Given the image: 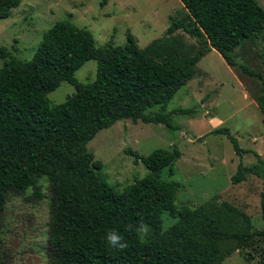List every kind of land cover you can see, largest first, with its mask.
I'll list each match as a JSON object with an SVG mask.
<instances>
[{
  "label": "trees",
  "instance_id": "trees-1",
  "mask_svg": "<svg viewBox=\"0 0 264 264\" xmlns=\"http://www.w3.org/2000/svg\"><path fill=\"white\" fill-rule=\"evenodd\" d=\"M23 0H0V20L7 19ZM187 14L172 18L165 35L146 48L128 32L127 43L110 40L97 47L93 34L69 20L58 21L43 36L30 60L0 47V264L5 209L11 196L34 189V201L44 196L38 183H50L51 203L48 264H225L238 250L254 252L264 264V227L255 229L244 209L215 195L198 207L176 204L181 185L161 178L182 152L157 149L147 158L127 150L149 173L122 191L99 173L104 167L89 150L97 134L122 120L163 124L169 130L173 115L194 116L193 109L167 111L169 103L198 73L208 52L217 51L231 68L263 78L238 63L236 52L247 41H264V8L257 0H180ZM195 39L189 45L178 34ZM264 61V52L261 54ZM97 62L96 79L88 84L76 72ZM63 82L76 93L52 105L48 95ZM263 115L264 82L255 98ZM160 107L152 115L148 111ZM224 135L237 155L252 152L256 163L242 162L231 180L240 184L253 175L264 180V159L241 148L229 128ZM264 218V192L261 196ZM178 221L164 229L163 215ZM143 225L146 231L141 230ZM116 231L127 243L120 250L105 236Z\"/></svg>",
  "mask_w": 264,
  "mask_h": 264
},
{
  "label": "rangeland",
  "instance_id": "rangeland-1",
  "mask_svg": "<svg viewBox=\"0 0 264 264\" xmlns=\"http://www.w3.org/2000/svg\"><path fill=\"white\" fill-rule=\"evenodd\" d=\"M264 8V0H257ZM187 14L180 0H23L9 18L0 20V47L22 60H30L37 51L44 34L58 21L69 20L88 29L97 47L110 40L117 46L127 43L131 32L140 48L165 35L171 19H182ZM189 45L195 39L178 31ZM264 41H247L237 52V61L255 70L262 79L231 68L215 50L208 52L197 66L198 73L174 99L167 111L193 109L194 116L173 115L176 131L163 124L137 123L122 120L100 131L88 148L96 160L103 163L99 171L110 184L122 191L136 180L144 178L148 169L127 153L132 150L147 158L157 149L177 146L182 157L174 166L175 174L162 172L165 181L181 185L177 192L179 207H198L215 195L244 209L255 229H263L264 218L261 196L264 180L250 175L240 184L232 183V176L242 162L256 163L252 152L236 154L232 143L224 135L209 134L219 127L229 128L241 148L257 152L264 159L263 115L255 101L261 95L264 82ZM4 61L0 59V69ZM97 62L89 61L76 72L84 84L93 82ZM76 93L73 85L63 82L48 95L52 105L64 103ZM154 107L149 115L159 111ZM44 198L34 201V189L24 195L11 196L5 209L1 236V254L4 264H48L47 246L51 203L50 183L43 178L38 183ZM164 229L178 221L163 215ZM254 252L238 250L225 264H262Z\"/></svg>",
  "mask_w": 264,
  "mask_h": 264
},
{
  "label": "clouds",
  "instance_id": "clouds-1",
  "mask_svg": "<svg viewBox=\"0 0 264 264\" xmlns=\"http://www.w3.org/2000/svg\"><path fill=\"white\" fill-rule=\"evenodd\" d=\"M141 230L146 231L143 225L141 226ZM105 240L109 244V246L120 250H123L128 246L127 243L123 240V237L116 231H109L105 236Z\"/></svg>",
  "mask_w": 264,
  "mask_h": 264
}]
</instances>
